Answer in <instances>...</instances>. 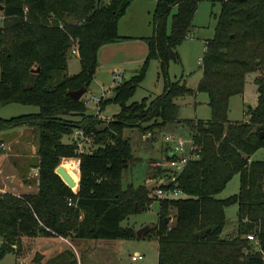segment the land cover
Segmentation results:
<instances>
[{
    "label": "trees",
    "instance_id": "trees-1",
    "mask_svg": "<svg viewBox=\"0 0 264 264\" xmlns=\"http://www.w3.org/2000/svg\"><path fill=\"white\" fill-rule=\"evenodd\" d=\"M131 1L0 0V105L38 106L35 112L0 117V129L34 125L39 134L36 192H0V258L9 251L18 254L24 236H134L135 229L121 221L147 209L156 197V186H177L183 195L156 197L158 220L147 229L157 240V264H264V160L249 159L264 145V0H219L195 88L179 78L171 79L168 65L170 60H179L177 45L189 32L200 0H156L153 33L141 37L147 44L142 65L113 85L112 95L100 98L96 113L88 112L83 96L73 99L69 90L81 86L88 90L100 46L129 38L118 34L117 22ZM73 42L80 68L69 74L65 70ZM150 58L160 61L162 91L150 99L129 101ZM248 73H254L255 102L249 106L247 119H229V98L243 92ZM195 89L207 94L210 109L207 118L187 119L199 156L187 162L176 181H160L164 169H159L152 185H123L122 171L133 159L125 127L153 131L176 121L179 104L175 98ZM109 103L118 104V110L104 119L99 113ZM78 126L90 137L92 147L80 149L73 141L71 133ZM63 157H67L61 163L64 169L65 162L76 163L72 157L79 158L76 190L54 171ZM237 172L238 191L217 197ZM231 202L238 207L236 234L221 236L224 208ZM169 210L175 217L170 226L164 217ZM247 233L254 234L259 249ZM41 258L34 257L36 264H79L68 246L43 262Z\"/></svg>",
    "mask_w": 264,
    "mask_h": 264
},
{
    "label": "rangeland",
    "instance_id": "rangeland-1",
    "mask_svg": "<svg viewBox=\"0 0 264 264\" xmlns=\"http://www.w3.org/2000/svg\"><path fill=\"white\" fill-rule=\"evenodd\" d=\"M131 3V4H130ZM125 13L120 16L117 22V32L122 36H137L128 38L125 42L106 46L97 51V65L93 78L86 93H93L107 97L112 95V87L115 84L112 72H121L122 78L131 77L142 65L145 57V40L141 37L150 36L153 33L151 22L152 12L155 7L154 0H134L130 2ZM219 0H200L192 18V26L186 37L177 45L179 60H170L168 74L171 79L179 78L188 86L195 88L202 75V68L199 59L205 48V39L212 36L216 15L219 12ZM175 11L173 7L167 20V29H170L171 14ZM2 13L0 10V24ZM119 30L123 33H120ZM77 47L73 42L67 55L66 73L77 72L80 68L78 54L72 53L71 48ZM78 49V47H77ZM252 74L245 77V86L241 94H233L229 98L228 118L232 120L247 119L249 106L256 99V84L252 80ZM164 75L160 68L158 58L148 60L143 78L136 85L131 100H140L142 97L153 98L162 91ZM175 100L179 104L178 119L168 122L153 131H142L136 125L125 127L123 133L128 137L131 147L132 161L122 171V184L127 183L152 185L156 181L154 176L159 169L170 168L165 165H157L155 162L162 160L166 152L173 148L174 142L165 136L172 133L181 136L187 147L192 139V128L187 119L194 117L206 118L210 115L207 104V94L203 91L186 93L178 96ZM88 112L96 113L98 103L91 102L88 105ZM38 106L35 104L10 102L0 105V117H9L27 112H35ZM118 110V104L109 103L100 111V117H111L112 113ZM146 125V123H142ZM38 130L36 141H38ZM72 137V136H71ZM64 158V157H63ZM251 160H264V145L257 147L251 154ZM62 158L59 162L61 164ZM65 169L76 180L77 165L74 161L64 163ZM240 185L239 173H234L225 183L223 188L215 195L227 197L238 191ZM72 188V187H71ZM76 185H74V188ZM183 195V194H181ZM225 224L220 232L221 236H232L236 234V219L238 207L235 202L228 203L225 208ZM173 210H169L164 217L168 224L173 220ZM158 220V199L155 197L148 208L128 215L121 221V225L132 226L135 230L146 224L153 225ZM34 239L30 240L26 250L34 248ZM1 242V240H0ZM73 249L78 257L79 264H157V244L153 231L144 230L140 236L136 234L131 237H119L110 239H88L81 243L71 241L67 244ZM27 252V251H26ZM54 249L45 251V256L54 254ZM27 262L21 261V250L19 255L6 252L0 258V264H36L34 257L41 255L39 251H31ZM132 253H140L143 258L132 260ZM45 260V259H44Z\"/></svg>",
    "mask_w": 264,
    "mask_h": 264
},
{
    "label": "crops",
    "instance_id": "crops-1",
    "mask_svg": "<svg viewBox=\"0 0 264 264\" xmlns=\"http://www.w3.org/2000/svg\"><path fill=\"white\" fill-rule=\"evenodd\" d=\"M133 1L134 0L131 2ZM154 1L156 2V0ZM119 32L122 33L120 30ZM131 37L137 36H129V38ZM125 40H128V38L103 44L98 50L106 46L111 47L115 44L125 42ZM144 52L146 54L147 44ZM110 95L111 94L108 96ZM37 130L36 126L26 124L0 129V192L11 191L17 194H31L36 192L38 184V167L36 164L38 160V141H36ZM72 158L75 159V157ZM65 159H67V157L62 158L61 163ZM77 173L78 176L76 180L79 179V166L77 167ZM77 186L78 185H76L75 189H73L74 187L72 189L76 190ZM32 239H34V248L28 251L26 249ZM85 239L86 238H69L60 235L24 236L22 237L21 261L22 263L27 262V259L31 256L30 252L37 250L41 253V261L43 262L44 259L48 258L45 256V251L48 249L53 248L55 251L54 253H56L62 248L67 247V244L71 243V241L81 243V241ZM16 255L18 257L19 254Z\"/></svg>",
    "mask_w": 264,
    "mask_h": 264
},
{
    "label": "built area",
    "instance_id": "built-area-1",
    "mask_svg": "<svg viewBox=\"0 0 264 264\" xmlns=\"http://www.w3.org/2000/svg\"><path fill=\"white\" fill-rule=\"evenodd\" d=\"M72 53H78L77 47L71 48ZM201 62V59H199ZM113 79L115 81V84L120 82L122 80V73L121 72H112ZM114 84V85H115ZM83 100L86 105H89L91 102L98 103L102 95H96L93 93H83ZM104 119H108L110 117H103ZM73 141H75L80 149L89 148L92 147L90 137L84 132V129L82 127H75L73 129V132L71 133ZM169 140H172L174 142L173 148L169 149L162 160H158L155 163L157 165H165L169 166L170 168H164V174L161 177V180H166V182H173L176 181L178 173L184 168V166L187 164V162L190 159L197 158L199 156V153L195 149V145L193 143V140L191 139L189 146L187 147V142L184 141V139L181 136H175L172 133L167 134L165 136ZM77 167L79 166V158L75 157ZM153 194L156 197L163 198V197H169V196H178L182 194V190L177 186L172 187H160L156 186L153 189ZM68 203H71V198H68ZM174 217V215H173ZM175 217L171 221L169 226L174 222ZM248 239H251L255 243V247L259 249V244L254 236L253 233H247L246 234ZM132 260H137L143 258V255L140 253H132L130 255Z\"/></svg>",
    "mask_w": 264,
    "mask_h": 264
},
{
    "label": "water",
    "instance_id": "water-1",
    "mask_svg": "<svg viewBox=\"0 0 264 264\" xmlns=\"http://www.w3.org/2000/svg\"><path fill=\"white\" fill-rule=\"evenodd\" d=\"M2 8V5L0 4V9ZM39 67H36L33 70H38ZM87 90V88L85 86H81L77 89H72L69 90V94L73 99H79L83 93H85V91ZM54 171L62 178V180L69 186L72 187L73 185H78V180H75L70 174L69 172H67L64 167L61 164H58ZM150 225L146 224L142 227H139L138 229L135 230V234L137 236H140L144 230L148 229ZM207 230L209 231L210 228L208 227Z\"/></svg>",
    "mask_w": 264,
    "mask_h": 264
}]
</instances>
